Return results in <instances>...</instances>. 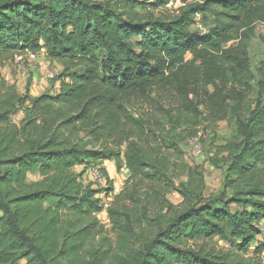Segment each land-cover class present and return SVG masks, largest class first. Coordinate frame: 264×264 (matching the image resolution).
<instances>
[{
    "label": "trees",
    "instance_id": "trees-1",
    "mask_svg": "<svg viewBox=\"0 0 264 264\" xmlns=\"http://www.w3.org/2000/svg\"><path fill=\"white\" fill-rule=\"evenodd\" d=\"M169 1L0 0V66L43 50L61 66L34 97L0 73V264H264V0L159 14ZM222 123L207 197L204 167L178 184L172 157ZM106 161L128 171L122 193Z\"/></svg>",
    "mask_w": 264,
    "mask_h": 264
},
{
    "label": "rangeland",
    "instance_id": "rangeland-1",
    "mask_svg": "<svg viewBox=\"0 0 264 264\" xmlns=\"http://www.w3.org/2000/svg\"><path fill=\"white\" fill-rule=\"evenodd\" d=\"M145 1L148 2V0ZM153 2H155V0ZM160 13L174 15L176 13V10L166 7L161 8L159 10V14ZM200 29L201 27H199V30ZM262 36H264V23H260L257 25L256 35L250 45V57L254 71H256L260 63L264 61V44L261 40ZM41 61L47 66V69H40V67L36 63L20 65L16 61H12L7 64L1 65L0 73L1 75H3V77L11 78L13 84L17 86L18 90L22 94H26L28 91L31 93V95L33 93H44L47 89L42 88L40 78L42 77L47 82H49L50 79L48 77L50 76V74H54L56 76V74L61 71V66L56 63H52L46 58L42 59ZM31 79H33L32 82ZM14 121H17L18 123L19 119L16 117L14 118ZM231 134L232 128L227 123L219 124L214 129L202 127V129L198 133V136H200L201 138L203 154L199 158H196L192 155V151L189 144L187 143V140L186 144H183V147L181 149V158H178L179 160H177L176 154L172 157V160L176 162L177 165V167L173 169V171L178 178V184L186 178L184 175V166L195 167L196 165H201L202 167H204L205 173L206 196L210 197L218 195L223 186L222 183L224 172L213 166L210 162V158L218 152L219 147L223 143H225V141L231 136ZM99 167H103L104 169H106V172L108 173L109 179L113 183L114 188H118L120 190L119 193H122L124 190H126V183L129 179L128 171L119 170L114 164H107L106 166L100 165ZM76 171L79 173L80 170L76 169ZM100 176L101 175H99L97 171H94L90 175L91 180H89L88 178V181L93 180L92 182L96 189L105 188L107 185L106 181L103 180V177ZM168 198L174 204H178L181 201V198L179 196H176L175 194L170 195ZM104 200H108V203L110 205L112 202H114L115 197L112 195L109 197V199L105 198ZM99 218L101 220V223L105 226L106 234L109 237H113L114 233L111 229L107 214L101 213L99 214ZM261 229L264 232V226H262ZM261 238L262 237L259 236V241L262 240ZM255 247L256 244L253 245L252 250H254Z\"/></svg>",
    "mask_w": 264,
    "mask_h": 264
},
{
    "label": "built area",
    "instance_id": "built-area-1",
    "mask_svg": "<svg viewBox=\"0 0 264 264\" xmlns=\"http://www.w3.org/2000/svg\"><path fill=\"white\" fill-rule=\"evenodd\" d=\"M185 4L186 3L183 0H170L167 7L177 11L178 9L184 7ZM45 58H46V52L45 50H43L41 53L28 52L26 54L19 55L16 57L15 61L19 63L20 65L27 64V63H36L41 67V69H47V66L41 61L42 59H45ZM54 77H55L54 74H50L48 78L52 79ZM187 143L189 144L190 149L192 151V155L194 157L199 158L202 156L203 152H202V144H201L200 136L197 135L195 137H192L191 139L188 140ZM94 171H97V173L100 175L97 169L93 170V172ZM119 192L120 191L117 188L114 190L115 195L119 194ZM108 202H109L108 200L103 201L104 210H106L109 207Z\"/></svg>",
    "mask_w": 264,
    "mask_h": 264
},
{
    "label": "crops",
    "instance_id": "crops-1",
    "mask_svg": "<svg viewBox=\"0 0 264 264\" xmlns=\"http://www.w3.org/2000/svg\"><path fill=\"white\" fill-rule=\"evenodd\" d=\"M154 0H148V2H153ZM10 84H13V82H12V79L11 78H9V77H4ZM40 81H41V86H42V88H44V89H48L49 88V83L44 79V78H40ZM44 89H43V91H44ZM42 93H39V94H35V93H33L31 96L32 97H34V96H37V95H41ZM21 115V116H20ZM22 117H23V114H19V115H17V118L19 119V121L22 119ZM16 118V117H15ZM15 122H17V121H15ZM108 164V165H110V164H114L113 162H110V161H106V162H104L103 163V165L104 166H106V165ZM115 165V164H114ZM116 189V188H115ZM118 189V188H117ZM120 191V190H119ZM264 223V222H263ZM263 223H261V228H262V226H264V224ZM262 237V236H261ZM262 240H263V238H261Z\"/></svg>",
    "mask_w": 264,
    "mask_h": 264
},
{
    "label": "clouds",
    "instance_id": "clouds-1",
    "mask_svg": "<svg viewBox=\"0 0 264 264\" xmlns=\"http://www.w3.org/2000/svg\"><path fill=\"white\" fill-rule=\"evenodd\" d=\"M263 257H264V255H263Z\"/></svg>",
    "mask_w": 264,
    "mask_h": 264
}]
</instances>
